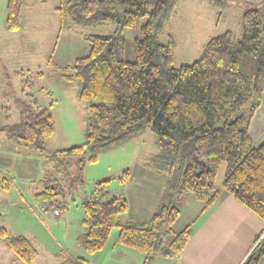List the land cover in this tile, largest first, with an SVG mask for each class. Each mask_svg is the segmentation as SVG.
Wrapping results in <instances>:
<instances>
[{
    "label": "trees",
    "instance_id": "trees-1",
    "mask_svg": "<svg viewBox=\"0 0 264 264\" xmlns=\"http://www.w3.org/2000/svg\"><path fill=\"white\" fill-rule=\"evenodd\" d=\"M24 0H6L4 26L21 30ZM179 0H68L57 11L72 26L114 25L106 35L86 37L89 52L67 68L57 67L59 77L77 83V100L85 105L81 146L47 150L54 135L52 105L43 107L29 94V79L22 93L32 105L21 106V120L0 127V134L14 143L21 155H40L43 176L36 200L49 210L66 209L63 179L81 181L87 164H95L108 150L127 144L149 129L157 152L148 165L165 174L159 205L148 219L124 223L126 200L108 189L113 178L97 180L93 192L83 198L82 233L76 238L84 253L97 254L117 229L116 244L142 256L143 264L158 258H177L191 239L187 225L178 232L180 206L188 193L201 204L200 213L216 205L224 190L264 223V145L257 146L250 126L262 106L264 95V1L247 7L240 16L242 30L237 41L230 31L206 42L201 56L179 68L174 64V38L160 36ZM224 9L228 0H208ZM221 14L219 13L218 18ZM145 19L139 37L128 42L123 30ZM132 49V59L127 58ZM70 69V72L66 70ZM226 163L221 187L217 176ZM147 163L143 162L146 167ZM131 171L124 169L115 180L125 185ZM12 181L0 175V193L11 190ZM222 189V190H221ZM60 196V197H59ZM260 235H257L259 237ZM0 239L17 261L32 264L38 252L27 238L0 229ZM58 264H88L82 257L59 253ZM264 261V239L242 264Z\"/></svg>",
    "mask_w": 264,
    "mask_h": 264
},
{
    "label": "rangeland",
    "instance_id": "rangeland-1",
    "mask_svg": "<svg viewBox=\"0 0 264 264\" xmlns=\"http://www.w3.org/2000/svg\"><path fill=\"white\" fill-rule=\"evenodd\" d=\"M66 1L68 0H24L21 30L8 32L3 18L5 7H2L5 6L6 0H0V127L20 122L21 106L32 105V100L21 91L24 87L23 82L29 79L31 87L29 94L34 96L35 102L43 107L52 105L55 132L47 141L48 151L81 146L84 143L86 111L85 105L77 100L78 85L63 81L59 77L57 67L65 69L74 59L88 54L86 37L106 35L114 30V25L108 24L100 27L72 26L69 18L60 16V12L57 11L59 3ZM263 1L228 0L224 9L219 10L212 7L208 0H179L160 36V42L163 44L167 43L169 34L174 38L173 66L179 68L183 64L193 63L201 56L208 40L226 31L232 33L235 41L239 40L242 35L240 16L247 7L257 6ZM144 22V18L139 19L134 28L124 29L122 36L128 42H132L139 37V30ZM132 57V49L129 48L127 58ZM66 71L70 72V69ZM249 132L257 146L264 145V95L262 106L253 117ZM260 134L263 135L261 141L256 139ZM1 138H6L4 133L0 134ZM2 141L3 139L0 141V150L6 155L0 156V175L9 177L13 182L12 186L22 190L27 204H22L14 194L0 193V229L3 228L14 236L22 235L34 244L38 257L32 264H58L56 256L59 253L77 258L80 256L78 255L80 248L72 237L62 238L65 224L57 223L56 218L59 216L53 215V220L50 213L41 208L42 200L38 201L30 196L31 188H41L39 183L43 168L41 158H37L38 155L32 157L21 155L18 149H10L11 147ZM12 145L16 148L14 143ZM156 152L155 136L146 129L127 144L101 154L95 164H87L81 181L76 176L63 179L61 186L65 190L63 197L58 200L63 204L65 198L66 209L60 218L63 216L70 220L76 211L81 212L83 198L93 192L94 183L107 177L114 179L108 186L111 193L120 195L129 206V211L122 216L124 222L150 218L155 205L159 203L165 179V174H157L149 169L148 162ZM143 162L147 163L146 167L143 166ZM220 167L217 176L219 188L227 168L226 163H222ZM124 169L131 171V178L125 185H120L115 179ZM9 195L16 200L8 199ZM3 199H7L6 202ZM184 200L186 201L180 202L183 204L180 206L182 217L177 219L173 229L178 232L189 225L192 228V235L195 225L198 227L200 219L204 216L200 217L201 204H197L190 193ZM187 222L189 223L186 225ZM249 227L252 228L250 224ZM117 232L115 229L110 235L109 249ZM263 239L264 233L254 238L251 251L257 248ZM82 253L90 264H94L91 257L93 255L84 253L83 250ZM236 254L237 252L223 259L219 258L217 264H235ZM125 260L127 259L114 261L107 258L105 264H137ZM178 261V257L167 258L162 259L159 264H179ZM0 264H22L7 248L3 239H0ZM260 264H264V261Z\"/></svg>",
    "mask_w": 264,
    "mask_h": 264
},
{
    "label": "crops",
    "instance_id": "crops-1",
    "mask_svg": "<svg viewBox=\"0 0 264 264\" xmlns=\"http://www.w3.org/2000/svg\"><path fill=\"white\" fill-rule=\"evenodd\" d=\"M2 7L4 8L3 5ZM4 13L5 12H3V16ZM54 127H55V121H54ZM262 137L263 135L260 134L259 137L258 136L256 137V139L261 141L263 139ZM1 139H3L2 143H7L6 145L11 147L10 149H18L17 146L16 148H14V146L12 145L13 143L10 142L7 138H1ZM4 155L6 154H4L0 150V156L3 157ZM37 158H41L39 154ZM42 164H43V160H42ZM44 166L45 164H43L42 173L40 174L41 176L39 177V180L43 176L42 174L44 171ZM11 188H14L13 191L6 193L14 194L16 197H18V199L22 204H27L26 199H24L22 195V190H20V188H16L15 186L14 187L11 186ZM40 190L41 188L38 189L37 187H34V189L31 188L30 196L35 198L36 194H38ZM8 199H13L14 201L16 200V198L13 196L11 197V195H9ZM184 199L183 201H186ZM3 200L4 202H6L7 199H3ZM9 202L10 201L8 200L7 203ZM158 205L159 204L155 205L154 211ZM41 208L44 211H47L42 206ZM200 210H201V205L199 206V211ZM48 212L50 213L53 219L52 210H49ZM62 214H63V210H61V215ZM201 214L202 215L200 217L204 216V218L200 219V223L198 224L199 225L198 227L195 225L193 234L191 235L192 238L189 240V243L184 248V251L178 257L179 264H217L219 258L223 259L228 255L235 254V252H237L235 256V264H242L253 247L252 245L256 240V239L254 240V238H257L256 237L257 235H263L264 233V223L261 222L257 217L255 218V216L251 212H249L246 208H244L238 201L234 199V197H232L224 190L221 191V196L218 203L212 206L211 209L208 210V212ZM179 215H180L179 217H182L181 210ZM206 215H209V217H207ZM60 216L56 218V221L57 223L63 222V224H65V228H64L65 233L62 236V238L64 236L65 238L72 237L73 240L76 242L77 236L82 233L81 228H82V220H83L82 219L83 209L81 208V212L76 211L75 214L70 218V220L66 219L63 216H62L63 218L62 217L60 218ZM143 219H147V218L144 217ZM143 219L138 218L132 221H143ZM132 221L127 220L124 223H132ZM188 223L189 222L185 224L187 225ZM249 224L252 226V228L249 227ZM113 240L114 241H112L110 249L108 244V246L105 247L102 251H99L98 255L96 254L91 256L94 259V264H105L107 258L109 260L113 259L114 261L122 260L123 258H125L127 259L125 261L128 262L133 261L136 262L137 264H141V263L143 264V262H141L142 256L140 254H138L135 251H129L128 249H125L122 246L121 247L118 246L116 244V240L115 239ZM117 246L127 251L123 249L121 250L117 248ZM78 253H79L78 255H80L78 257L85 258L83 257L84 254L82 253L81 249H78ZM162 259L163 258L156 259L154 264H159ZM88 264H90V261H88Z\"/></svg>",
    "mask_w": 264,
    "mask_h": 264
},
{
    "label": "built area",
    "instance_id": "built-area-1",
    "mask_svg": "<svg viewBox=\"0 0 264 264\" xmlns=\"http://www.w3.org/2000/svg\"><path fill=\"white\" fill-rule=\"evenodd\" d=\"M53 215L60 216V210H53Z\"/></svg>",
    "mask_w": 264,
    "mask_h": 264
}]
</instances>
